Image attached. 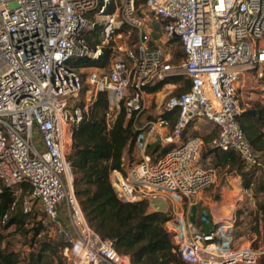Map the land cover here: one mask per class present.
Wrapping results in <instances>:
<instances>
[{"label":"built area","instance_id":"2783aa9c","mask_svg":"<svg viewBox=\"0 0 264 264\" xmlns=\"http://www.w3.org/2000/svg\"><path fill=\"white\" fill-rule=\"evenodd\" d=\"M97 28L99 42L92 46L86 36ZM132 34L136 41L129 45ZM178 44L183 56L175 58L169 47ZM106 48L105 68L77 67L99 60ZM255 70L264 80V0H0V193L10 188L15 196L0 229L9 232L21 208L30 217L26 225L39 227L37 241L59 244L66 264H133L82 208L69 160L74 131L99 93L109 95L111 127L122 107L137 119L152 88L181 76L190 87L169 98L165 112L177 109L178 118L171 133L159 135L173 147L156 158L148 152L168 120L135 123L142 158L112 171V188L124 202L147 201L150 213L160 212L152 198L167 202L166 227L185 264H257L264 238L241 241L236 217L209 233L188 219L186 206L215 183L216 171L201 163L202 138L184 137L197 122H209L218 129L211 149L233 151L246 169L264 171L239 121L240 83ZM86 82L91 89L81 105Z\"/></svg>","mask_w":264,"mask_h":264},{"label":"trees","instance_id":"16d2710c","mask_svg":"<svg viewBox=\"0 0 264 264\" xmlns=\"http://www.w3.org/2000/svg\"><path fill=\"white\" fill-rule=\"evenodd\" d=\"M98 35L97 29L88 32L86 37L92 46L99 42ZM177 46L181 48L183 56L181 45ZM173 53L177 58L179 53ZM110 58L111 50L106 48L99 60H81L76 65L79 68H105L109 64ZM182 78L181 76L174 77L150 91L158 92L165 84L179 82ZM189 87L188 81L184 91H187ZM109 101L108 93H99L91 103L85 119L74 131L69 160L73 166L76 194L82 208L92 227L103 238L114 240L117 250L130 255L133 264H185L177 252L172 235L166 228L168 214L163 212L148 213L149 203L147 201L124 202L116 196L112 188L111 172L123 170L126 165L125 156L132 155L142 130L135 128V123H139L141 115L137 119L135 116L128 117L123 107L114 124L108 127L106 114ZM160 117L175 124L178 110L164 112ZM239 121L252 148L258 154L263 155L264 111L246 110L239 117ZM158 150L159 147L154 152H158ZM166 150L167 147L163 149L162 154ZM222 152L225 161L238 166L243 187L252 190L253 197L257 201L256 209L250 210L246 215V218L251 219L250 233L264 238V171L246 169L244 162L235 152ZM210 153L218 154L219 151L210 148ZM220 162L216 159L215 165L219 166ZM14 199L15 196L10 188H4V191L0 193V220ZM244 214L242 209H238L236 212L234 230L236 237H238L237 227ZM29 219V215L18 208V212L10 219L9 226L27 228L34 233L36 239L39 227L29 228L26 225L30 221ZM9 239L10 234L7 228L0 229V264H22L20 254L10 249ZM51 246L55 251H60L59 244L48 243H45L43 251ZM32 261L35 264L38 260ZM257 264H264V255L261 256Z\"/></svg>","mask_w":264,"mask_h":264},{"label":"rangeland","instance_id":"374dc122","mask_svg":"<svg viewBox=\"0 0 264 264\" xmlns=\"http://www.w3.org/2000/svg\"><path fill=\"white\" fill-rule=\"evenodd\" d=\"M155 26L158 27L157 22L155 23ZM97 30L99 32V28H97ZM125 33L126 34L128 33L127 29H125ZM154 38L157 39L158 35L155 34ZM123 41L125 40H121V42ZM135 41H136V36L132 34L127 40V43L129 45H134ZM169 49L172 51V53L173 52L179 53L178 55L179 57L182 56L181 48L179 46L169 47ZM178 56L177 58H179ZM89 72H90L89 69L83 70L81 75L84 77V80L87 79ZM253 74L254 76H253L252 81L248 80L247 82L244 83L245 87L243 89H244L245 97L243 99V97L241 96V102H242L244 111L246 109V110H257L258 112H261V111H264V99L262 97V89L264 87V80L258 77V73L256 70L254 71ZM187 82L188 80L183 77L181 80H179V82H176L177 83L176 88H173L171 86H164L157 95L149 96L147 98L146 108L141 114V120L147 121L150 119L155 120L159 118L165 112V105L168 102L169 98L183 93ZM171 83H174V82H171ZM90 89H91L90 85L87 84L86 82L84 86V91L79 96V101H78L79 104H82L85 102L87 90H90ZM194 127L198 128V130L194 129ZM211 134H214L215 137L218 135L217 127H215L209 122L200 121V122H197V124L191 126L186 131L185 137L197 136V137L202 138V140L204 141V137H207ZM159 145H160L159 137L156 136L154 140L151 142L148 152H151V150L154 147H157ZM134 151L131 156L126 155V160H125L126 165L135 163L142 158V155L139 151V147L136 146ZM210 154H211L210 146L204 145L203 151L201 154V163L206 164L210 167L216 168L215 164L213 163L214 156H211L210 157L211 160L207 161L209 160L208 158ZM261 157L264 161V154L261 155ZM216 170L218 173H221L220 169L218 170L216 168ZM244 193H245L244 202L240 205L239 209L244 210L245 214H244V217L240 220V225L237 227V230H236V233L238 234L237 238L245 237V240H241L243 242L249 241L248 239L252 240L254 238L253 234L250 233L251 219L246 218V215H247V212H249L250 210L256 209V202H257L256 199L253 197L252 190H248ZM148 213H150L149 209H148ZM202 223H203V227L200 228V230L203 233H209L213 230L214 227L210 220H206V218H204L202 220ZM29 228H32V227L29 226ZM8 233L10 234V239L8 240L10 249L20 254L22 264H33L32 260H38L35 262V264H65V261L62 255L60 254V251H55L52 246L49 247V249H46L43 251V247L45 243L41 241H37V239H35L34 237V233L27 230V228H24V227L18 228L14 226ZM252 244L255 247L259 245L258 242H254Z\"/></svg>","mask_w":264,"mask_h":264},{"label":"crops","instance_id":"0c3cea01","mask_svg":"<svg viewBox=\"0 0 264 264\" xmlns=\"http://www.w3.org/2000/svg\"><path fill=\"white\" fill-rule=\"evenodd\" d=\"M252 79H253V75L251 73H246L245 76L243 77V80L240 83V89H241L240 95L243 97V99L245 97L244 89H243L245 87L244 83L247 82L248 80L252 81ZM164 86H171L173 88H176L177 83H169V84L167 83ZM159 92L160 91L158 92L151 91L152 94L150 96L157 95ZM168 121H169L168 126L159 127V133H156L151 138L150 145L156 136L159 137L160 133H166V134L171 133L174 124H172L170 120ZM145 122L146 121L140 120L139 125L143 127ZM194 129L198 130V128L196 127H194ZM184 137H185V134H184ZM214 138H215L214 134L204 137V145L210 146L211 141ZM159 141H160V145L157 146L159 147L158 152H154V150L157 147H154L151 150V152H149L153 158H156L162 155L163 149L165 147H167V150L173 147V145L167 146V145L162 144L160 137H159ZM216 155H219V156L215 157ZM211 156H214L213 157L214 164H216V159L221 161L219 166L215 165L218 170L219 169L221 170V173H218L216 168L212 167L216 171L215 183L211 187L204 190L197 197V200L192 207H190L189 205L186 206L188 219L198 229L203 227L202 220L204 218H206V220H210L214 227L215 224L220 223L227 218L236 217L237 210L239 209L240 205L244 202V194H245L244 192L248 191L247 189L243 187L242 177L238 173L237 165L229 161H225L223 158L222 151H219L218 154L217 153L210 154L208 158L209 160L207 159L206 160L210 161ZM125 159H126V156H125Z\"/></svg>","mask_w":264,"mask_h":264},{"label":"water","instance_id":"95a60500","mask_svg":"<svg viewBox=\"0 0 264 264\" xmlns=\"http://www.w3.org/2000/svg\"><path fill=\"white\" fill-rule=\"evenodd\" d=\"M151 205L156 208L158 211L166 213L168 211V204L167 202L160 198L154 197L150 200Z\"/></svg>","mask_w":264,"mask_h":264}]
</instances>
